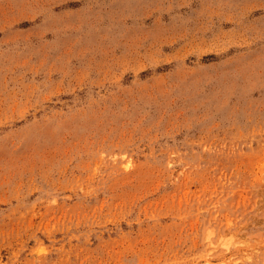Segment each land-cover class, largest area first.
Wrapping results in <instances>:
<instances>
[{"label": "rangeland", "instance_id": "obj_1", "mask_svg": "<svg viewBox=\"0 0 264 264\" xmlns=\"http://www.w3.org/2000/svg\"><path fill=\"white\" fill-rule=\"evenodd\" d=\"M0 264H264V0H0Z\"/></svg>", "mask_w": 264, "mask_h": 264}]
</instances>
